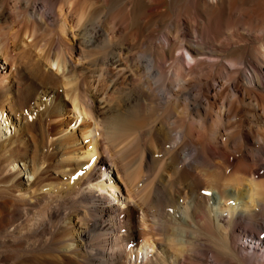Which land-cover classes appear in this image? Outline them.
<instances>
[{"label": "bare ground", "instance_id": "obj_1", "mask_svg": "<svg viewBox=\"0 0 264 264\" xmlns=\"http://www.w3.org/2000/svg\"><path fill=\"white\" fill-rule=\"evenodd\" d=\"M0 166V264H264V0H0Z\"/></svg>", "mask_w": 264, "mask_h": 264}, {"label": "rangeland", "instance_id": "obj_2", "mask_svg": "<svg viewBox=\"0 0 264 264\" xmlns=\"http://www.w3.org/2000/svg\"><path fill=\"white\" fill-rule=\"evenodd\" d=\"M9 33L6 35L7 36L6 38L8 39V41L10 43V42H12L14 40V34H13V32H11L10 34ZM48 35L49 34L44 33V32H40V33L37 32L36 34H34V36L36 37V39L39 41V45L40 46L46 45L45 43H47L48 42V39H49L48 38ZM75 59L76 58H73L72 60H75ZM1 60H2V62H4L3 59H1ZM145 61H146V59H145ZM53 69H55V67H53ZM53 100H55V99L53 98ZM68 102H69L68 103V105H69L68 108H71L72 105L70 104V101H68ZM55 103L57 104V101H55ZM58 104L63 107V110L64 111L66 110V107L63 106V101H58ZM84 114L79 115L77 117L76 124L73 127L71 126V127L66 128V130L68 131V135L70 136V139L72 141L73 149H75V151L77 150L76 152H78V151H84L87 148V145H88V141L86 139H83V138L81 139V136L79 134V133H81L80 132V129L85 128L84 126H87L91 122L90 119H89V117L86 114L85 115ZM6 121L7 120H4L3 121V125L4 126H7V124H10L9 122H6ZM30 122H29L30 125L33 124V121L32 120H30ZM47 155H50L51 156L52 155V152H49ZM2 168L3 167L0 166V186H2L3 182L6 179L5 177H7L5 175V169L3 168V170H2Z\"/></svg>", "mask_w": 264, "mask_h": 264}]
</instances>
